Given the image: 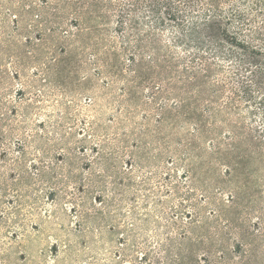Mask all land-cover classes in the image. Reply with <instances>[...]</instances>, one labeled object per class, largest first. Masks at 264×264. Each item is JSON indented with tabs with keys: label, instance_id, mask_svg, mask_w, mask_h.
Here are the masks:
<instances>
[{
	"label": "rangeland",
	"instance_id": "obj_1",
	"mask_svg": "<svg viewBox=\"0 0 264 264\" xmlns=\"http://www.w3.org/2000/svg\"><path fill=\"white\" fill-rule=\"evenodd\" d=\"M240 1L0 0V264H264L236 238L264 229V0Z\"/></svg>",
	"mask_w": 264,
	"mask_h": 264
},
{
	"label": "trees",
	"instance_id": "obj_2",
	"mask_svg": "<svg viewBox=\"0 0 264 264\" xmlns=\"http://www.w3.org/2000/svg\"><path fill=\"white\" fill-rule=\"evenodd\" d=\"M219 1H223V0H210V5H211V7H213L214 8V10L215 9H217L216 8V5L218 4V2ZM243 2V0H241L240 1V4H243L242 3ZM256 6V3H253V5H249V9L250 10H253L254 8H253V6ZM235 12H237V13H235L234 15H235V17L236 18H242V19H244V18H246V19H248V17H246L245 16V14L243 13V12H240L239 10H237V8L235 9ZM216 15V14H215ZM205 20V19H204ZM208 21V20H207ZM252 33H253V36H254V39L256 40V41H263V43H264V35L262 34V32H259V31H257V30H252ZM189 34H190V37H197L196 38V41L198 42V43H200V44H203L204 45V48L205 49H208V50H210L211 52H216V50H217V47H220V46H222L221 45V42L220 41H218V40H215L214 39V42H213V40H208L207 42H206V40H204V39H201V37H200V33L197 31V25H196V23L195 24H193L192 26H191V28H190V30H189ZM193 38H191V40H192ZM195 40V39H194ZM241 43H243V42H241ZM238 46H240L241 47V44H237ZM243 45V44H242ZM210 46H214V47H210ZM215 46H217V47H215ZM255 48V47H254ZM203 50V51H206V50ZM199 59H200V57H199ZM243 66H244V70L245 71H247L248 69H247V67H246V63H244L243 64ZM243 84V83H242ZM200 86H197V88H198V92H200L201 94H203V92L206 90V89H209L210 88V86H209V84L208 83H202V84H199ZM246 85V84H245ZM246 87V86H245ZM196 88V89H197ZM212 91V90H211ZM245 92V94H246V96L245 97H250V98H252V93L250 92V91H248L247 90V88L244 90ZM259 92V91H258ZM211 97H217V94H216V92H212L211 93ZM262 97V96H261ZM263 101H264V98H261ZM222 158H223V160H225V161H228V162H230V163H226V164H224V165H226V169H225V172H227V174L228 175H231L232 174V176L234 177V178H238L237 176H239V175H237V173L239 174V172L237 171L238 170V167L241 165L242 166V169H244V165H243V163H244V157H242L241 155H239V154H235V155H233V154H231L230 152H228L227 154H222ZM230 169H232V171L231 172H229L230 171ZM43 171L44 170H42V174L40 173L39 175L41 176V175H44L43 174ZM238 189V190H237ZM241 192H242V189H241V186H238V188H236V190H234V193L232 194V192H229V194L227 195L228 196V199L229 200H231L232 202H233V198L235 197V196H238L239 197V199H240V194H241ZM72 207H73V205H72ZM84 217H87L86 216V214L85 213H83L82 215H81V219H83ZM244 229V230H243ZM239 233H238V235L236 236V238L238 239V240H240V241H238V243L239 242H241L240 244L242 245L244 242H246L248 245H252V246H255V241L257 240V238H259V239H261V240H263V242H264V229L258 234L257 232H259V229H256L255 230V232H249L248 230L246 231L245 230V228H243ZM82 232V231H81ZM261 251L259 250V252H258V254L260 255V256H262V254L264 253V244L261 246ZM189 251V250H188ZM251 251L252 250H244V253H242V255L239 253V251H237V253H238V258H240V257H243V259L242 260H239V261H237L236 263H234V264H260V260H258V257L255 255L254 257H252V254H253V252L251 253ZM190 253H191V251H189ZM189 252H186V254H183V253H177V254H175V256H176V258H178V260H176L177 261V263L178 264H189V262H190V253ZM147 254H145L144 255V261L146 262L147 260H149V258H148V256H146ZM221 255H225V252H223V250L221 251ZM166 257V259L168 258L167 256H165ZM222 257V256H221ZM220 259V258H219ZM217 260V258L214 260L215 262L214 263H212V264H222V261L221 260ZM169 260V259H168ZM168 260H167V262H168ZM165 263V264H169V263ZM224 262V261H223ZM226 264H230V263H226Z\"/></svg>",
	"mask_w": 264,
	"mask_h": 264
}]
</instances>
